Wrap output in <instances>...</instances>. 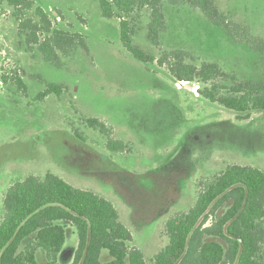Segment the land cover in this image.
Wrapping results in <instances>:
<instances>
[{
    "label": "rangeland",
    "instance_id": "obj_1",
    "mask_svg": "<svg viewBox=\"0 0 264 264\" xmlns=\"http://www.w3.org/2000/svg\"><path fill=\"white\" fill-rule=\"evenodd\" d=\"M33 2L52 29L80 35L84 49L59 54V65L46 62L36 46L28 48L18 37L10 9L0 5V197L13 182L51 173L112 202L131 232L130 245L150 264L168 245L164 223L194 205L201 184L228 165L264 173L262 114L239 120L198 93L208 85L182 84L156 62L135 61L120 42L118 20L103 18L97 0ZM214 4L227 22L247 30L249 43L233 40L200 10L163 0L166 30L158 46L148 39L144 8L132 16V44L155 59L179 50L185 64L214 63L240 81H264V51L253 49L257 44L264 50V0ZM33 12L25 15L37 21ZM49 85L60 86V93L39 99ZM87 119L102 123L125 150L109 151L107 135ZM3 214L1 197L0 221ZM76 243L67 224L57 264H71ZM36 260L45 264L42 250Z\"/></svg>",
    "mask_w": 264,
    "mask_h": 264
},
{
    "label": "trees",
    "instance_id": "obj_2",
    "mask_svg": "<svg viewBox=\"0 0 264 264\" xmlns=\"http://www.w3.org/2000/svg\"><path fill=\"white\" fill-rule=\"evenodd\" d=\"M162 1L97 0L103 18L118 20L120 42L135 61L144 65L156 62L182 84L199 80L208 85L198 93L234 113L239 120L248 119L253 113L264 116V81H240L234 75L222 73L214 63H204L199 68L185 64V54L179 50L164 52L155 59L132 44V16L144 8L149 11L148 39L158 46L159 34L166 30ZM181 1L200 10L233 40L249 43L247 30L227 22L214 0L168 3L175 6ZM1 4L10 9L18 37L28 48L36 46L46 62L59 65V54L67 55L75 47L84 49L80 35L52 29L48 16L35 7L33 0H0ZM33 9L37 21L25 15ZM253 49L264 51L257 44ZM218 79L230 85H219ZM15 85L25 89L20 79H15ZM60 89L49 85L38 98L60 93ZM86 124L107 135L109 151L125 150V145L111 138L109 129L98 120L87 119ZM3 209L0 264H38V250L44 252L45 264H57L66 241L67 224L74 227L77 238L71 264H146L141 251L130 245L131 232L110 201L74 188L51 173L42 179L29 175L9 186L3 196ZM164 234L168 245L150 264H264V173L247 166H226L201 184L191 208L164 223Z\"/></svg>",
    "mask_w": 264,
    "mask_h": 264
},
{
    "label": "crops",
    "instance_id": "obj_3",
    "mask_svg": "<svg viewBox=\"0 0 264 264\" xmlns=\"http://www.w3.org/2000/svg\"><path fill=\"white\" fill-rule=\"evenodd\" d=\"M18 181H21V180H18ZM13 183H15V182H13ZM7 189H8V186H7L6 190H7ZM77 189H78V188H77ZM5 192H6V191H5ZM5 192H4V193L2 194V196H1V197H2V203H3V196H4ZM1 197H0V198H1ZM111 203H112V202H111ZM1 213H2V212H1ZM3 215H4V214H3ZM2 217H3V216H2ZM1 220H2V219H1ZM0 222H1V221H0Z\"/></svg>",
    "mask_w": 264,
    "mask_h": 264
}]
</instances>
